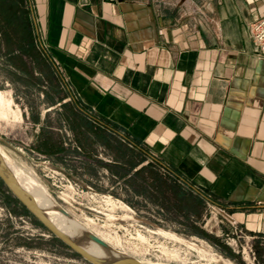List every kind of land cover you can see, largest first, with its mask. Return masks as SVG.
<instances>
[{"label": "crops", "instance_id": "0c3cea01", "mask_svg": "<svg viewBox=\"0 0 264 264\" xmlns=\"http://www.w3.org/2000/svg\"><path fill=\"white\" fill-rule=\"evenodd\" d=\"M30 1L86 118L139 156L124 178L156 169L264 242V0Z\"/></svg>", "mask_w": 264, "mask_h": 264}, {"label": "rangeland", "instance_id": "374dc122", "mask_svg": "<svg viewBox=\"0 0 264 264\" xmlns=\"http://www.w3.org/2000/svg\"><path fill=\"white\" fill-rule=\"evenodd\" d=\"M18 1L0 0V146L8 160L91 232L148 264H263L264 242L229 212L153 168L124 178V163L139 156L94 129L41 43L31 1ZM0 264L91 263L0 192Z\"/></svg>", "mask_w": 264, "mask_h": 264}, {"label": "bare ground", "instance_id": "6f19581e", "mask_svg": "<svg viewBox=\"0 0 264 264\" xmlns=\"http://www.w3.org/2000/svg\"><path fill=\"white\" fill-rule=\"evenodd\" d=\"M3 99L4 98L0 93V100L3 101ZM0 155L4 158V160L8 164L9 169L17 177L22 187H24V189L32 194L40 208L44 211V213L48 216L52 223H54L68 237L79 243L87 252L95 257L103 259H121L124 257H131L119 251L115 246L100 237V239L106 242L107 246H103L91 240L89 236L90 234L94 233L87 229L83 224H81L68 211L59 206L43 188H39L35 185V183L27 180V178L22 175L20 168H17L8 160L7 154L1 148V146ZM62 209H64L66 212H64Z\"/></svg>", "mask_w": 264, "mask_h": 264}, {"label": "water", "instance_id": "95a60500", "mask_svg": "<svg viewBox=\"0 0 264 264\" xmlns=\"http://www.w3.org/2000/svg\"><path fill=\"white\" fill-rule=\"evenodd\" d=\"M0 179L3 181L9 191L16 197L20 203L54 236L59 238L64 244L70 247L74 252L79 254L91 264H147L135 257H124L121 259H103L98 258L87 252L79 243L68 237L62 232L44 211L40 208L35 198L30 194L18 181L14 173L9 169L8 164L0 155ZM66 212L64 209H62ZM90 239L107 246L106 242L94 234H90Z\"/></svg>", "mask_w": 264, "mask_h": 264}, {"label": "built area", "instance_id": "2783aa9c", "mask_svg": "<svg viewBox=\"0 0 264 264\" xmlns=\"http://www.w3.org/2000/svg\"><path fill=\"white\" fill-rule=\"evenodd\" d=\"M251 33L258 54L264 57V18H260L252 23ZM233 222L236 223L234 220Z\"/></svg>", "mask_w": 264, "mask_h": 264}, {"label": "trees", "instance_id": "16d2710c", "mask_svg": "<svg viewBox=\"0 0 264 264\" xmlns=\"http://www.w3.org/2000/svg\"><path fill=\"white\" fill-rule=\"evenodd\" d=\"M21 5H23L24 6V4H25V0H19L18 1ZM25 13H26V11H25ZM27 13H28V11H27ZM27 18H29V17H27ZM30 19V18H29ZM0 192L3 194V196L5 197V199L9 202V203H12V202H15V203H18V204H20V206H22V208L25 210V211H27V209L20 203V201L16 198V197H14V195L9 191V189L5 186V184L3 183V181L0 179ZM40 223V222H39ZM41 224V223H40ZM42 225V224H41ZM43 226V225H42ZM44 227V226H43ZM45 228V227H44ZM53 238L56 240V241H58V242H60L61 244H64L59 238H57L56 236H54L53 235ZM64 245H66V244H64ZM67 246V245H66ZM68 247V246H67ZM70 248V247H69ZM75 254H77L76 252H75ZM77 255H79V254H77ZM80 256V255H79Z\"/></svg>", "mask_w": 264, "mask_h": 264}]
</instances>
